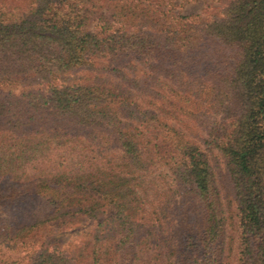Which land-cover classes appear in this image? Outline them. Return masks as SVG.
I'll return each instance as SVG.
<instances>
[{"label": "trees", "instance_id": "16d2710c", "mask_svg": "<svg viewBox=\"0 0 264 264\" xmlns=\"http://www.w3.org/2000/svg\"><path fill=\"white\" fill-rule=\"evenodd\" d=\"M173 8L0 0V244L24 264H264V0ZM81 218L73 250L40 242Z\"/></svg>", "mask_w": 264, "mask_h": 264}, {"label": "rangeland", "instance_id": "374dc122", "mask_svg": "<svg viewBox=\"0 0 264 264\" xmlns=\"http://www.w3.org/2000/svg\"><path fill=\"white\" fill-rule=\"evenodd\" d=\"M223 2L224 0H173L174 8L170 13H180L182 15L199 14L204 18V11L206 8L209 6L220 7ZM77 73L85 74L86 71L81 70L76 72V74ZM194 124L195 123H193L194 127L192 129H185L186 134L191 140L201 143V138H205L204 131L201 127ZM202 148H205V146L203 145ZM90 228H92V223L85 218H81L79 221L66 228L60 230H45L40 236V242H44V245L57 244L60 248L71 251L78 245V242L84 237V234L87 233ZM232 235L234 236V233H232ZM24 255L25 250L23 248L6 247L3 244H0V264H24ZM233 258V256L230 257L231 264H235Z\"/></svg>", "mask_w": 264, "mask_h": 264}]
</instances>
